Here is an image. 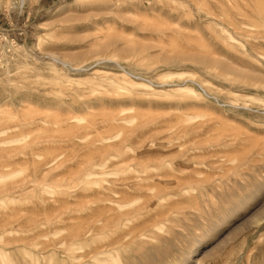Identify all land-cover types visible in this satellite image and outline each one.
I'll return each mask as SVG.
<instances>
[{
    "label": "rangeland",
    "instance_id": "1",
    "mask_svg": "<svg viewBox=\"0 0 264 264\" xmlns=\"http://www.w3.org/2000/svg\"><path fill=\"white\" fill-rule=\"evenodd\" d=\"M0 264H264V0H0Z\"/></svg>",
    "mask_w": 264,
    "mask_h": 264
},
{
    "label": "bare ground",
    "instance_id": "2",
    "mask_svg": "<svg viewBox=\"0 0 264 264\" xmlns=\"http://www.w3.org/2000/svg\"><path fill=\"white\" fill-rule=\"evenodd\" d=\"M8 2V1H7ZM53 60H55L54 58H53Z\"/></svg>",
    "mask_w": 264,
    "mask_h": 264
}]
</instances>
